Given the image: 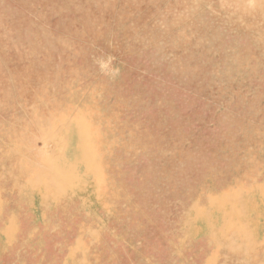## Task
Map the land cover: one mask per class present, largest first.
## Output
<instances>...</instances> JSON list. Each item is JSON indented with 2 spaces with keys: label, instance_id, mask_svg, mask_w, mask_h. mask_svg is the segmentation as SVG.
<instances>
[{
  "label": "rangeland",
  "instance_id": "374dc122",
  "mask_svg": "<svg viewBox=\"0 0 264 264\" xmlns=\"http://www.w3.org/2000/svg\"><path fill=\"white\" fill-rule=\"evenodd\" d=\"M0 264H264V0H0Z\"/></svg>",
  "mask_w": 264,
  "mask_h": 264
}]
</instances>
